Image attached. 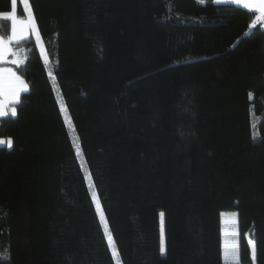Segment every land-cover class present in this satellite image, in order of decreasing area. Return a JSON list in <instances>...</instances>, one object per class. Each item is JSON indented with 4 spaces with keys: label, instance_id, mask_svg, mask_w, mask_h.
Wrapping results in <instances>:
<instances>
[{
    "label": "trees",
    "instance_id": "trees-1",
    "mask_svg": "<svg viewBox=\"0 0 264 264\" xmlns=\"http://www.w3.org/2000/svg\"><path fill=\"white\" fill-rule=\"evenodd\" d=\"M29 3L122 264H225L231 213L240 264L253 263L250 232L264 264L259 14L212 0ZM10 47L0 67L29 91L0 118L12 141L0 146V264H115L38 43Z\"/></svg>",
    "mask_w": 264,
    "mask_h": 264
},
{
    "label": "snow or ice",
    "instance_id": "snow-or-ice-1",
    "mask_svg": "<svg viewBox=\"0 0 264 264\" xmlns=\"http://www.w3.org/2000/svg\"><path fill=\"white\" fill-rule=\"evenodd\" d=\"M199 3L204 4L206 0H198ZM213 3L217 5L221 4H231L238 7H242L244 9L249 10V12H254L259 14V19H264V0H212ZM23 4L25 9L27 10V20H19L17 18V0H11V11L0 13V18L4 20L12 22V35L8 40H4L0 38V64L7 62V57L9 55H15L12 51L10 45L13 41H19L26 38L29 32H35L36 40H40V32L36 25L34 14L31 10L29 0H23ZM255 27V22L252 25ZM47 60V57H45ZM13 63H17V61H13ZM0 80L5 82L11 81L14 84V87L10 91L5 90L0 95H3V103L0 104V116L8 115V111L6 110V105L8 104H19L20 101V94L22 92L28 91V86L18 76L15 72L11 69H0ZM251 97V93L249 94ZM66 111V109H64ZM11 116L15 117L17 112L16 108H11ZM0 145H5L8 148L12 147L11 139L8 140H0ZM79 151V149H78ZM95 193H93V197L95 198ZM97 206L99 207V202L97 201ZM102 215V214H101ZM228 218V221L231 224V228L226 235H231L232 237H237L239 235L237 225H238V214L231 213L225 214ZM164 213H160L161 221L163 220ZM108 242L109 245L113 246V253L115 255V248L112 241V237L108 235ZM247 245L250 247V255L251 260L253 262L257 259V245L256 242L248 239ZM165 251V247L163 244V240L161 242V252ZM223 258L227 261H232L234 264H240V254H239V241L237 239H233L231 242L225 241L224 243V251H223Z\"/></svg>",
    "mask_w": 264,
    "mask_h": 264
},
{
    "label": "rangeland",
    "instance_id": "rangeland-1",
    "mask_svg": "<svg viewBox=\"0 0 264 264\" xmlns=\"http://www.w3.org/2000/svg\"><path fill=\"white\" fill-rule=\"evenodd\" d=\"M39 50H40L42 59L44 60L45 64L48 67L47 69H48L49 78H50L51 84L53 86V89H54V92H55V95H56V98H57V101H58V104H59V107H60V110H61V113H62V116H63V119H64V122H65V125H66L67 131L69 133L71 142L73 144L75 153L77 155V159H78V162L80 164L81 170H82V172H83V174L85 176L86 184H87V186L89 188L92 200L94 202V206H95V209H96L100 224L102 226V229H103V231L105 233V236L107 238V241H108V235L109 234L111 235V232H110L107 220L105 218V215H104L100 200H99L98 195L96 193V190H95V188H94V186L92 184V181H91V179L89 177L87 163H86L85 158H84V156L82 154L80 142H79L78 136L76 134L75 127H74V124L72 122L71 116H70V114L68 112V109L66 107V104L64 102L61 89H60L59 84H58V82L56 80V76H55L54 72L48 66V57H47V53L45 51V48H44V45H43V42H42L41 38L39 40ZM45 57H47V60H45ZM64 109H66V111ZM2 139H4V138H2ZM4 140H6V139H4ZM78 149H79V151H78ZM93 193L96 194L95 198L93 197ZM97 201L99 202V207L97 206ZM230 228H231V224L228 221L227 216L224 215L223 216V230H222V233H223V244H222L223 245V251H224V243H225V241L231 242L233 239H237L238 240V236L237 237H232L231 235H226V232H228L230 230ZM237 229H238V227H237ZM238 233H239V231H238ZM111 237H112V235H111ZM248 239L253 240L252 232L249 233ZM112 241H113L114 248H115V255L113 253V246L109 245V247H110V250H111L112 255H113L114 263L115 264H122V261H121V258L119 256L117 247H116L115 242L113 240V237H112ZM163 244H164V240H163ZM164 247H165V245H164ZM223 261H224L225 264H234V262H232V261H227L226 262L224 260V258H223ZM252 264H256V261L253 262Z\"/></svg>",
    "mask_w": 264,
    "mask_h": 264
},
{
    "label": "crops",
    "instance_id": "crops-1",
    "mask_svg": "<svg viewBox=\"0 0 264 264\" xmlns=\"http://www.w3.org/2000/svg\"><path fill=\"white\" fill-rule=\"evenodd\" d=\"M19 2H21L22 6L24 7L23 0H17V9H18V4H19ZM221 5H222V4H221ZM24 9H25V7H24ZM25 13H26L25 18H20V17L18 16V12H17V18H18L19 20H27L28 17H27V10H26V9H25ZM257 14H258V13H257ZM1 19H3V18H0V20H1ZM263 23H264V19H263ZM11 35H12V22H11V32H10V36H9V38L11 37ZM31 37H34V38L36 39L35 32H29L25 39H23V40H19V41H13L12 43H20V42H22V41H24V40H27V39L31 38ZM0 38H1V37H0ZM36 41H37V40H36ZM37 43H38V47H39V41H37ZM8 57H9V56H8ZM8 57H7V59H8ZM5 68H7V69H11L13 72H15V70L12 69L11 67H8V66L0 67V69H5ZM15 73H16V72H15ZM16 74H17V73H16ZM17 75L20 76L19 74H17ZM20 77H21V76H20ZM21 79H23L24 82L27 84L26 80H25L23 77H21ZM27 86H28V84H27ZM12 87H14L13 82H11V81H7V82H5V81H3V80H0V93H2V92L5 91V90L10 91V90L12 89ZM28 91H29V86H28ZM28 91H27V92H28ZM27 92H22V93L20 94V100H21L22 95L25 94V93H27ZM3 99H4L3 95H0V104L3 103ZM15 105H17V104H8V105H6V110L8 111V114L11 113L10 110H11L12 107H15ZM6 116H7V115H6ZM6 116H0V118L6 117ZM0 140H4V139L0 138ZM0 146H5V145H0Z\"/></svg>",
    "mask_w": 264,
    "mask_h": 264
}]
</instances>
